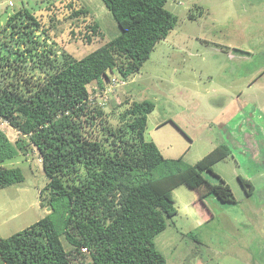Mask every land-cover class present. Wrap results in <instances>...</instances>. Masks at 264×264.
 <instances>
[{
  "label": "trees",
  "instance_id": "1",
  "mask_svg": "<svg viewBox=\"0 0 264 264\" xmlns=\"http://www.w3.org/2000/svg\"><path fill=\"white\" fill-rule=\"evenodd\" d=\"M102 1L118 33L106 40L97 22L85 24L81 41L104 42L81 57L55 40L61 19L51 14L49 31L21 1L5 19L10 33L0 31V118L18 131L11 142L0 128V189L24 180L20 167L4 162L31 149L48 179L39 190L48 213L0 238V264H165L154 237L177 214L173 188L186 184L202 202L210 193L235 201L223 179L212 184L203 175H216L212 164L230 153L227 145L194 164L165 158L145 139L153 102L132 101L112 124L90 98L92 83L136 73L176 24L167 0ZM68 3L64 20L88 17L75 0ZM238 180L251 194V181Z\"/></svg>",
  "mask_w": 264,
  "mask_h": 264
},
{
  "label": "rangeland",
  "instance_id": "2",
  "mask_svg": "<svg viewBox=\"0 0 264 264\" xmlns=\"http://www.w3.org/2000/svg\"><path fill=\"white\" fill-rule=\"evenodd\" d=\"M20 1L49 31V16L61 19L52 29L55 40L76 57L118 33L102 0H75L88 17L66 20L69 0H0V31L10 33L5 19ZM165 6L176 17L174 29L127 79L113 74L101 86L92 83L90 98L112 124L132 101L153 102L145 139L165 158L182 156L194 164L215 148L230 149L212 164L216 175H203L212 184L223 179L234 202H221L214 193L202 202L186 184L172 189L177 214L154 237L165 264H264V0H167ZM93 20L104 39L94 36L90 45L81 41V27ZM0 128L14 142L18 131L2 118ZM31 150L4 162L20 167L24 180L0 189V238L48 213L39 200L48 179L37 150ZM238 175L251 181V194Z\"/></svg>",
  "mask_w": 264,
  "mask_h": 264
},
{
  "label": "built area",
  "instance_id": "3",
  "mask_svg": "<svg viewBox=\"0 0 264 264\" xmlns=\"http://www.w3.org/2000/svg\"><path fill=\"white\" fill-rule=\"evenodd\" d=\"M83 250H85V248H83Z\"/></svg>",
  "mask_w": 264,
  "mask_h": 264
}]
</instances>
